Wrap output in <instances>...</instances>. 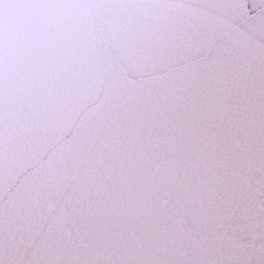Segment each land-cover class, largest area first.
Listing matches in <instances>:
<instances>
[{
  "label": "snow or ice",
  "instance_id": "snow-or-ice-1",
  "mask_svg": "<svg viewBox=\"0 0 264 264\" xmlns=\"http://www.w3.org/2000/svg\"><path fill=\"white\" fill-rule=\"evenodd\" d=\"M0 264H264V0H0Z\"/></svg>",
  "mask_w": 264,
  "mask_h": 264
}]
</instances>
